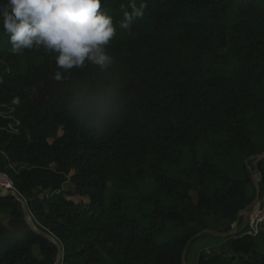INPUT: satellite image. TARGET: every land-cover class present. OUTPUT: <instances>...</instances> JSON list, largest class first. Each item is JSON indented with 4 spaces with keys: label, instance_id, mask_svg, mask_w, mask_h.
Here are the masks:
<instances>
[{
    "label": "trees",
    "instance_id": "trees-1",
    "mask_svg": "<svg viewBox=\"0 0 264 264\" xmlns=\"http://www.w3.org/2000/svg\"><path fill=\"white\" fill-rule=\"evenodd\" d=\"M141 3L129 31V0H101L113 63L60 81L54 55L13 54L0 26V173L65 264H183L205 213L232 224L254 201L253 171L264 193V0ZM0 214V264H55L20 200L0 194ZM244 231L198 264H264V221Z\"/></svg>",
    "mask_w": 264,
    "mask_h": 264
},
{
    "label": "clouds",
    "instance_id": "clouds-1",
    "mask_svg": "<svg viewBox=\"0 0 264 264\" xmlns=\"http://www.w3.org/2000/svg\"><path fill=\"white\" fill-rule=\"evenodd\" d=\"M128 8L121 5L124 20L119 27L130 31L134 21L144 18L147 5L129 0ZM0 26L13 54L43 49L54 55L52 78L57 81L86 62L102 69L113 63L106 46L116 36V26L101 11V0H0Z\"/></svg>",
    "mask_w": 264,
    "mask_h": 264
},
{
    "label": "rangeland",
    "instance_id": "rangeland-1",
    "mask_svg": "<svg viewBox=\"0 0 264 264\" xmlns=\"http://www.w3.org/2000/svg\"><path fill=\"white\" fill-rule=\"evenodd\" d=\"M30 93L35 96L37 94L36 89L33 87H29ZM18 100L15 99L14 102L16 103ZM233 176L238 177H245L244 172H242L240 169L234 170L231 173ZM2 175H0V184H1V178ZM253 180H260V174L257 173L256 171H253L252 173ZM249 192L252 195L253 194V187L249 188ZM197 193L195 191L192 192V201H197ZM255 207H247L241 217V222L240 224L236 227L235 232H243L245 233L244 229L250 230V222L252 218L254 217L255 213ZM0 220L3 221L5 224H8L9 221V216L6 214H0ZM203 224H207L209 227L207 229L210 230H223L226 229L228 225L232 226V224H228L227 220H223V218H218L211 212L205 213V215L202 218ZM224 236L217 235L215 233L211 232H204L201 234L199 237L193 239L190 241L187 252H186V257H185V263L183 264H198V259L201 253L206 252H220L222 250V247L224 245L225 240L223 239ZM263 249V248H261ZM34 252L35 255L39 256V250L37 247H34Z\"/></svg>",
    "mask_w": 264,
    "mask_h": 264
},
{
    "label": "water",
    "instance_id": "water-1",
    "mask_svg": "<svg viewBox=\"0 0 264 264\" xmlns=\"http://www.w3.org/2000/svg\"><path fill=\"white\" fill-rule=\"evenodd\" d=\"M262 158H264V153L256 155V161H259ZM255 185H256V196H255L254 201L248 206V208L249 207H255L261 201V191H260V187H259V180H255ZM0 194L1 195H14L18 200H20L22 202L23 207H24V212H25V215H26V219H27L28 223L30 224V226L34 230H36L37 232L41 233L42 235H44L45 237L49 238L51 241L56 243V245L58 247V254H57V258H56L55 264H60L61 261H62V258H63V248H62V245H61L60 241L55 236H53L52 234L42 232V231L36 229L33 226V224L31 223L30 213L28 211L27 204H26L23 196L15 188L8 189L5 186L0 187ZM243 211L244 210L239 212L237 220L235 221V223L232 226V228L229 231H227V232H220V231H214V230H210V229H203L199 233L195 234L187 242V244H186V246H185V248L183 250V263H185V257H186L187 248H188V245H189L191 240L199 237L204 232H211V233H215L217 235H221V236H224V237L233 235L235 233L236 227L239 224V219H240V216L242 215Z\"/></svg>",
    "mask_w": 264,
    "mask_h": 264
},
{
    "label": "built area",
    "instance_id": "built-area-1",
    "mask_svg": "<svg viewBox=\"0 0 264 264\" xmlns=\"http://www.w3.org/2000/svg\"><path fill=\"white\" fill-rule=\"evenodd\" d=\"M0 175H3L6 178L7 183L9 184L8 189H13V183L11 179L7 176L5 173H0ZM4 185L0 184V187ZM7 188V187H6ZM255 213L254 217L252 218L250 222V230H247L246 233L248 234H256L259 231L260 224L264 221V193L261 196V201L255 206ZM60 264H65L61 261Z\"/></svg>",
    "mask_w": 264,
    "mask_h": 264
},
{
    "label": "bare ground",
    "instance_id": "bare-ground-1",
    "mask_svg": "<svg viewBox=\"0 0 264 264\" xmlns=\"http://www.w3.org/2000/svg\"><path fill=\"white\" fill-rule=\"evenodd\" d=\"M1 178H2V179H1V184L8 188V187H9V184H8L7 181H6V178H5L3 175H2Z\"/></svg>",
    "mask_w": 264,
    "mask_h": 264
}]
</instances>
